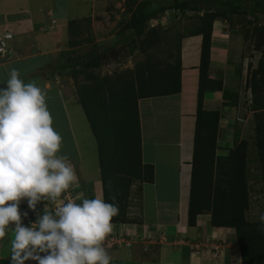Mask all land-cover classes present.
Masks as SVG:
<instances>
[{"label":"crops","instance_id":"crops-1","mask_svg":"<svg viewBox=\"0 0 264 264\" xmlns=\"http://www.w3.org/2000/svg\"><path fill=\"white\" fill-rule=\"evenodd\" d=\"M72 1L68 6L66 0H0V34L5 30L13 34L8 57L0 58V88L6 86L9 70L15 68L25 83H35L46 91L52 127L62 137L58 155L67 156L75 170L79 187L74 189L70 185V191L74 202L81 203L85 198H102V186L98 160L88 163L78 148L81 138H95L76 91L77 84L87 82L83 72L74 75L70 65H62L66 58L78 59L72 54L73 48L64 47L61 41L68 43V22L80 19L78 12L86 10L79 6L78 12L71 11L78 3L77 0ZM63 2L68 7L65 15L55 11L56 5ZM50 7L54 8V12L48 15ZM250 16L245 18L255 20L257 17L263 23V16ZM52 17L60 23L52 32L59 38L54 39L56 41L41 33V27L47 28L46 20L49 18L50 21ZM163 18L165 15L151 22L159 25L157 20ZM242 21L243 16L232 15L231 22L216 18L212 23L206 73L210 87L202 94L201 107L205 112L219 115L216 156L227 155L240 134L235 127L236 115H252L246 103L250 97L246 82L254 66H250L252 61L244 54L247 50H254L251 39H245L251 31L245 30ZM201 39L200 35H194L181 41L178 93L142 98L137 102L141 159L143 164L153 166V181L132 183L127 209L129 221L126 225L111 223L112 234L128 241L133 234L140 239L142 226H146L151 239L146 244L147 249L138 240L128 246L122 244L105 248L112 257L110 264H241L232 228L214 226L207 210L197 214L193 221L188 217L189 163L192 160L198 105ZM75 68L79 70L77 66ZM82 77L84 82L79 80ZM81 112L88 125L85 134L76 133L75 122ZM28 208L27 198H22L19 211L24 226L26 220L34 222L39 214H43L38 210L31 214ZM12 227L10 224L6 236L0 240V264H11ZM159 237L164 240L159 241ZM25 264L37 262L28 260Z\"/></svg>","mask_w":264,"mask_h":264},{"label":"trees","instance_id":"trees-1","mask_svg":"<svg viewBox=\"0 0 264 264\" xmlns=\"http://www.w3.org/2000/svg\"><path fill=\"white\" fill-rule=\"evenodd\" d=\"M129 18L121 23L122 42L130 50L138 48L144 59L134 68L119 74L99 77L89 68H98L102 53L94 51L84 60L66 58L63 67H72V73L83 72L87 83L77 84L76 91L86 120L95 137L102 186V199L118 205V214L111 223L126 225L129 221L130 189L133 182H152L153 166L143 164L140 146V123L137 102L142 98L172 95L179 92L180 48L183 38L200 35L201 57L199 65L198 105L195 118L194 146L191 160L190 197L188 217L207 210L214 226L234 230L241 264H264V225L248 221L245 212L247 199V142L239 141L225 156H216L219 115L205 112L201 107L204 91L210 82L206 76L212 23L216 18L230 20L232 15H261L264 0H126ZM166 11L175 17L186 16L191 26L184 31L168 34L169 29L149 22ZM189 13L192 15L188 16ZM188 16V17H187ZM230 17V18H229ZM174 18V17H173ZM90 18L72 20L67 24L69 37L78 38L86 31L83 22ZM259 18H255L258 20ZM245 22V21H244ZM247 24H252L249 20ZM247 31V30H246ZM253 50L259 53L254 69H250L246 89L250 93L248 111L252 112L254 144L253 161L258 162L264 193V18L255 24L251 35ZM71 39L70 46L81 44ZM73 61V65L71 62ZM76 61V62H75ZM80 65L81 70H76ZM252 66V65H250ZM248 102V100H247ZM95 114V120L89 113ZM113 197L115 200H113Z\"/></svg>","mask_w":264,"mask_h":264},{"label":"clouds","instance_id":"clouds-1","mask_svg":"<svg viewBox=\"0 0 264 264\" xmlns=\"http://www.w3.org/2000/svg\"><path fill=\"white\" fill-rule=\"evenodd\" d=\"M153 24L149 26L155 27ZM61 142L52 127L46 91L35 83H25L17 69H10L6 86L0 88V240L13 225L11 264L28 260L37 264L111 262L103 241L119 211L115 203L99 197L81 203L69 201L54 209L44 208L30 227L21 222L22 198H27L29 209H35L41 200L54 205L73 183L79 187L68 157L58 155ZM259 221L264 225V214Z\"/></svg>","mask_w":264,"mask_h":264},{"label":"rangeland","instance_id":"rangeland-1","mask_svg":"<svg viewBox=\"0 0 264 264\" xmlns=\"http://www.w3.org/2000/svg\"><path fill=\"white\" fill-rule=\"evenodd\" d=\"M77 5L71 8V11L78 12L79 6L85 8L84 11H79L78 14L81 16L79 20L90 18L89 24L83 22L82 27H86V31L78 38L69 37L68 43L62 42L64 47L69 46L72 49V54H75L78 57H81V60H84L85 56L92 54L94 51L102 53V60L100 67L98 68H89L88 71H92L94 74H97L99 77L112 76L114 74H119L126 69H132L134 66L144 59V56L138 51V48L130 50L128 43H123L122 35H120V26L122 22H125L129 18V10L126 9V0H77ZM66 3L72 4V0H66ZM56 4V3H55ZM57 4L56 12H61L62 15L66 14L68 7ZM51 11H48V15L53 11L54 8L50 7ZM55 13L54 15H56ZM168 15H165V18L157 20V24L163 25L166 29H169L168 34L172 32L184 31L187 27L191 26V21L186 20L185 16L175 17L172 15L171 11L167 12ZM191 14V13H189ZM188 14V15H189ZM52 14V16H54ZM86 16V17H84ZM170 16V17H169ZM48 17V16H47ZM46 17V18H47ZM55 17V16H54ZM174 17V18H173ZM252 18V16H250ZM249 19V18H248ZM49 20V18H48ZM46 20L45 29L41 27V33L46 34L48 39H53V41L59 40L58 37H55L56 34L52 33L56 30L57 26L60 24L58 19L52 17V20ZM56 21V22H55ZM245 21V22H244ZM242 21V25L248 32L251 31L255 24H262V21L259 20H250L252 24H247V18ZM40 23V22H39ZM42 23V22H41ZM40 23V24H41ZM55 23V24H54ZM155 27L156 22L154 23ZM153 24V25H154ZM52 25H54L52 27ZM57 25V26H56ZM160 25V26H161ZM40 32V31H39ZM69 36V35H68ZM56 39V40H54ZM66 40V38H64ZM76 39L81 40L80 46L77 45L76 48L70 46V40ZM252 43V41H250ZM56 44H59L56 42ZM68 47V48H69ZM252 51V49H251ZM250 50H247L244 54V57L252 61V66L256 67L257 60L259 58V53ZM81 66L78 65V69L81 70ZM85 78V77H84ZM83 77L80 78V81H85ZM89 80H86V82ZM247 103V101H246ZM89 113L92 116V119L95 120L96 112L89 107ZM244 112V111H243ZM245 113V112H244ZM77 115V114H76ZM84 118L82 117V112L76 119V133L85 134L88 131V125L85 123ZM237 132L240 131V134L236 136L231 150L239 141H246L248 144L247 148V199L249 208L245 212L246 219L248 221H258L259 216L264 214V193L262 191L261 183V174L258 170V162L253 161L255 156L256 147L254 144V131L252 124V115L246 117V115H236V125ZM156 129V127L154 128ZM81 143L78 144V148L82 154V158L86 159L88 163H96L98 160V150L95 138L93 137H83L81 138ZM230 142V139H229ZM230 150V149H229ZM50 208H54L52 205L53 201H45Z\"/></svg>","mask_w":264,"mask_h":264},{"label":"built area","instance_id":"built-area-1","mask_svg":"<svg viewBox=\"0 0 264 264\" xmlns=\"http://www.w3.org/2000/svg\"><path fill=\"white\" fill-rule=\"evenodd\" d=\"M13 38V35L11 33V31L9 30H5L2 32V34H0V58L2 59H6L9 55V43L11 42ZM249 92V90H247ZM250 97L248 99V102H247V105L250 104ZM72 188H76L77 187V184L76 183H73L71 185ZM70 188V187H69ZM69 188L67 190H65L60 197H58L55 201V204H54V208L60 206L61 203H66V202H69V201H74V197L71 193V191L69 190ZM45 209H51L48 205L44 204L43 203V200H41L40 202H38L36 204V207L35 209H31L30 212H34V210H40L43 212V210ZM52 208V209H54ZM29 209V208H28ZM33 222L30 221V220H27L25 222V226L26 227H30L31 224ZM113 232L111 231L107 236V238H105V240L103 241V246L105 248H109V247H112V246H120V245H129V243H131L132 241H140V242H143V244L145 245L144 249H147V246L146 244L148 242H150V239L151 237L148 235V232H147V227L146 226H142V236L140 239H137L136 237H134L133 235H130L129 237V241L124 239L123 237H116L115 235L112 234ZM164 238L163 237H159V241H163Z\"/></svg>","mask_w":264,"mask_h":264}]
</instances>
